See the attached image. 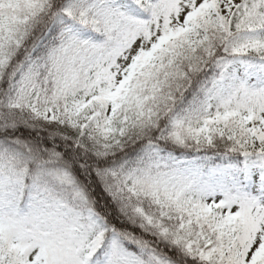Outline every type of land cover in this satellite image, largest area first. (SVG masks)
<instances>
[{
	"label": "snow or ice",
	"instance_id": "1",
	"mask_svg": "<svg viewBox=\"0 0 264 264\" xmlns=\"http://www.w3.org/2000/svg\"><path fill=\"white\" fill-rule=\"evenodd\" d=\"M0 264H264V0H0Z\"/></svg>",
	"mask_w": 264,
	"mask_h": 264
}]
</instances>
